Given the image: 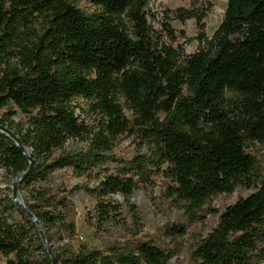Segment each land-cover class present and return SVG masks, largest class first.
Returning a JSON list of instances; mask_svg holds the SVG:
<instances>
[{"label":"trees","instance_id":"trees-1","mask_svg":"<svg viewBox=\"0 0 264 264\" xmlns=\"http://www.w3.org/2000/svg\"><path fill=\"white\" fill-rule=\"evenodd\" d=\"M80 1L0 0V127L26 149L0 129V167L18 178L33 159L20 190L58 263L167 264L188 227H164L169 247L143 235L137 214L115 198L131 206L133 193L152 194L159 178L163 195L195 220L214 196L254 187L220 214L188 264H262L264 165L251 148L264 146V0H228L213 37L201 31L202 46L190 55L154 35L151 0H87L93 12ZM78 97L97 125L77 114ZM126 134L147 151L112 154ZM71 140L87 147L69 148ZM61 170L84 181L70 186ZM79 189L95 199L87 222L105 236L101 246L75 242ZM14 209L20 220H11ZM0 257L53 264L13 197L0 212Z\"/></svg>","mask_w":264,"mask_h":264},{"label":"rangeland","instance_id":"rangeland-1","mask_svg":"<svg viewBox=\"0 0 264 264\" xmlns=\"http://www.w3.org/2000/svg\"><path fill=\"white\" fill-rule=\"evenodd\" d=\"M228 0H151L148 10V19L154 28V35L159 42L166 45L178 47L180 52L187 55L194 54L201 46L202 42L198 38L201 31H204L209 39L213 37L216 30L221 25ZM79 7L86 12H93L96 8L87 0L79 2ZM178 9L191 10L198 13V17L189 18L185 21L177 17ZM202 21L204 29L198 21ZM171 29V32L168 30ZM184 47V50L180 49ZM74 103L80 105L76 109L77 114L94 126L98 124L94 115L89 112H82V109H88V101L80 97L74 100ZM69 148L87 147V143L71 140L68 143ZM260 163L264 165V146L256 144L252 148ZM146 147L137 137L124 135L119 139L112 151L118 157H131L133 155L145 153ZM59 180L66 181L70 186L82 183L84 179L76 178L71 171L61 170L58 172ZM17 178L11 177L4 167H0V212L3 207L8 205L9 198L13 197V186ZM157 185L153 188L152 194H147L143 189L136 190L130 198L131 206H128L126 199L121 195H116L117 201L122 203L124 211L130 216L136 213L140 218L142 234L147 238H153L161 243L169 244L174 247L169 239L163 235L164 227L170 223H182L188 227V233L176 242L175 250L167 264H188L191 260V254L198 246L201 239L204 238L212 228L217 224L220 214L230 205L235 204L241 198L249 196L255 192L254 187H248L245 184L237 186L232 194H219L214 196L210 203L200 213V219L195 220L188 215L183 207V203L173 201L163 195L162 185L159 178L156 179ZM21 190L19 197L24 202ZM73 199L77 208L75 222L77 225L78 238L76 243L84 241L90 246H101L103 240L95 234V228L87 222L88 213L94 214L95 199L89 196L84 190L79 189L73 194ZM21 216L18 210L14 209L11 220H20ZM132 224V223H131ZM133 225V224H132ZM0 264H7L5 258L0 257ZM264 264V262H262Z\"/></svg>","mask_w":264,"mask_h":264},{"label":"water","instance_id":"water-1","mask_svg":"<svg viewBox=\"0 0 264 264\" xmlns=\"http://www.w3.org/2000/svg\"><path fill=\"white\" fill-rule=\"evenodd\" d=\"M1 131L7 133L8 135H10L11 137L15 138L16 140V143L24 150L26 151V149L21 145L20 143V140L15 137L9 130L5 129V128H2L0 127ZM33 165H34V161L33 159H31V165H30V168L29 170L24 173L23 175H21L20 177L17 178L14 186H13V200L15 201L16 205L18 208H20L23 212H25V214H27L28 216L31 217V219L36 223L38 229H39V232H40V235H41V238L43 240V242L45 243L46 245V249H47V252L48 254L51 256L52 258V261H53V264H59L58 263V260H57V257H56V254L55 252L53 251V249L47 244V239H46V235H45V232L42 228V225L40 223V221L38 220V218L31 212L28 210L27 206L25 205V203L20 199L19 197V190H20V183L21 181L23 180V178H25L28 174H30L32 168H33Z\"/></svg>","mask_w":264,"mask_h":264}]
</instances>
